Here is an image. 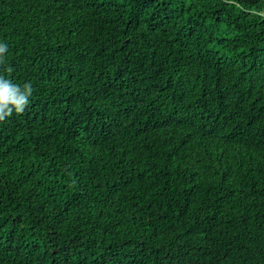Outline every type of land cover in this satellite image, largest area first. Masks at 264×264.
Returning <instances> with one entry per match:
<instances>
[{"label":"trees","instance_id":"16d2710c","mask_svg":"<svg viewBox=\"0 0 264 264\" xmlns=\"http://www.w3.org/2000/svg\"><path fill=\"white\" fill-rule=\"evenodd\" d=\"M0 264H264V0H0Z\"/></svg>","mask_w":264,"mask_h":264},{"label":"clouds","instance_id":"9594fccd","mask_svg":"<svg viewBox=\"0 0 264 264\" xmlns=\"http://www.w3.org/2000/svg\"><path fill=\"white\" fill-rule=\"evenodd\" d=\"M7 51L6 44H0V64L4 63L3 55ZM31 84H25L23 89L13 84L10 80L0 76V121L10 117L15 111L17 114L24 112L32 95Z\"/></svg>","mask_w":264,"mask_h":264}]
</instances>
